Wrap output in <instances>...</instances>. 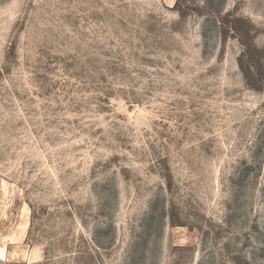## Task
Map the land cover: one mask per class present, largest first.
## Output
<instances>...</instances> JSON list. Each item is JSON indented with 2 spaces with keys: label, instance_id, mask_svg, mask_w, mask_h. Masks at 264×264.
Segmentation results:
<instances>
[{
  "label": "rangeland",
  "instance_id": "obj_1",
  "mask_svg": "<svg viewBox=\"0 0 264 264\" xmlns=\"http://www.w3.org/2000/svg\"><path fill=\"white\" fill-rule=\"evenodd\" d=\"M0 264H264V0H0Z\"/></svg>",
  "mask_w": 264,
  "mask_h": 264
}]
</instances>
